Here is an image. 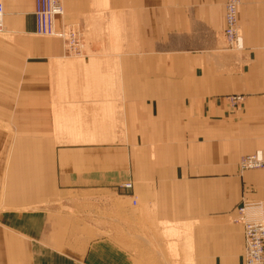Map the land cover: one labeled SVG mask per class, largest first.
<instances>
[{
    "label": "crops",
    "instance_id": "1",
    "mask_svg": "<svg viewBox=\"0 0 264 264\" xmlns=\"http://www.w3.org/2000/svg\"><path fill=\"white\" fill-rule=\"evenodd\" d=\"M61 1L58 27L115 42L63 60L61 39L35 37L34 0H4L0 264H137L142 235L176 226L182 261L245 264L237 207L264 202V166L238 164L264 158V0H240L241 49L226 0Z\"/></svg>",
    "mask_w": 264,
    "mask_h": 264
},
{
    "label": "built area",
    "instance_id": "2",
    "mask_svg": "<svg viewBox=\"0 0 264 264\" xmlns=\"http://www.w3.org/2000/svg\"><path fill=\"white\" fill-rule=\"evenodd\" d=\"M240 0H226L224 5L223 35L229 49H241L239 40L242 37L238 24V6ZM64 15V7L61 0H34V18L36 33L42 36H51L61 39L63 50L68 55H79L82 51V39L78 37L80 31L74 25L57 26V19ZM4 4L0 0V32L3 29ZM233 104L242 102L243 96L230 97ZM264 166L262 151L240 158L239 169H257ZM131 188V184L124 185ZM137 203L132 198V204ZM235 220L243 227L244 249L243 259L245 264H264V202L251 201L242 198L237 207Z\"/></svg>",
    "mask_w": 264,
    "mask_h": 264
},
{
    "label": "rangeland",
    "instance_id": "3",
    "mask_svg": "<svg viewBox=\"0 0 264 264\" xmlns=\"http://www.w3.org/2000/svg\"><path fill=\"white\" fill-rule=\"evenodd\" d=\"M4 4V0H3ZM225 10V9H224ZM5 12V9H4ZM90 32V30H89ZM90 34L85 33L83 41V54L82 55H68L64 52V50L61 52L60 57L63 60H74V61H79V62H84L85 60V54H89L90 57V50L92 48H100V47H110L112 46V43L115 41L111 40H102V39H92L89 37ZM7 35L4 32V28L2 29V32H0V39L3 40L4 45L6 44L7 46H14L12 40H6ZM35 37L40 38V39H45L46 45H51V41L55 40L57 41L58 39L55 37L51 36H41L35 34ZM3 47V46H1ZM228 47V46H227ZM229 48V47H228ZM1 50V49H0ZM2 53V52H0ZM6 57L4 55H0V66L4 65L2 61L5 62ZM2 70V67H0ZM0 106L2 107L3 111L6 109L7 112H9L10 106L12 105L9 101L13 102V98L9 96L10 90L9 87L5 86L3 83V72L1 71L0 73ZM7 118H0V131H11L9 121L6 120ZM63 132V131H62ZM72 132V131H69ZM73 133V132H72ZM78 135H84V131H77L76 132ZM86 133V132H85ZM2 148V147H1ZM0 148V193L2 192V185H1V177L3 176L4 173V168H5V156H7V153H5V149ZM240 161V160H239ZM239 164V163H238ZM138 204V203H137ZM132 204V198L130 200V209L133 208ZM6 208H12L8 202L5 199V196L0 194V211L2 209ZM237 215V212H236ZM237 222V221H236ZM239 223V222H237ZM161 231H158V233H152V236H141L142 240L146 243V248H145V255H141V258L137 264H191L190 259L188 260L187 257L184 258L185 261H182L181 258V246H180V238H181V231L179 230L180 228L178 226L174 227H168V228H163L159 227ZM128 237L130 241H132V233L128 232ZM149 244V246H148ZM148 246V247H147Z\"/></svg>",
    "mask_w": 264,
    "mask_h": 264
},
{
    "label": "bare ground",
    "instance_id": "4",
    "mask_svg": "<svg viewBox=\"0 0 264 264\" xmlns=\"http://www.w3.org/2000/svg\"><path fill=\"white\" fill-rule=\"evenodd\" d=\"M63 5V4H62ZM34 13V11H33ZM75 29H78L80 31V34L78 35V37H80L82 39V33H81V30L78 26L74 27ZM2 32V31H1ZM35 33H36V27H35ZM37 34V33H36ZM39 35V34H37ZM42 36V35H41ZM238 45H241L242 46V38L239 40V44ZM81 49L83 50V41L81 42ZM84 52L81 51V53L79 55H82Z\"/></svg>",
    "mask_w": 264,
    "mask_h": 264
}]
</instances>
